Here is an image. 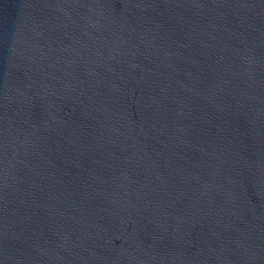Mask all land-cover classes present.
<instances>
[{
    "label": "water",
    "instance_id": "obj_1",
    "mask_svg": "<svg viewBox=\"0 0 264 264\" xmlns=\"http://www.w3.org/2000/svg\"><path fill=\"white\" fill-rule=\"evenodd\" d=\"M0 264H264V0H0Z\"/></svg>",
    "mask_w": 264,
    "mask_h": 264
}]
</instances>
